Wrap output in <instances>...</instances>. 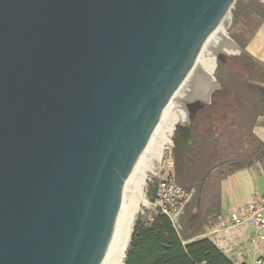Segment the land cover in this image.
<instances>
[{"label": "water", "instance_id": "obj_1", "mask_svg": "<svg viewBox=\"0 0 264 264\" xmlns=\"http://www.w3.org/2000/svg\"><path fill=\"white\" fill-rule=\"evenodd\" d=\"M234 2L0 0V264H101L131 172Z\"/></svg>", "mask_w": 264, "mask_h": 264}, {"label": "crops", "instance_id": "obj_2", "mask_svg": "<svg viewBox=\"0 0 264 264\" xmlns=\"http://www.w3.org/2000/svg\"><path fill=\"white\" fill-rule=\"evenodd\" d=\"M238 147L228 146L221 161L212 166L192 190L193 198L179 220L187 228L190 242L206 238L233 264H249L264 256V241L254 239L250 227L223 230L221 223L264 198V114L250 127ZM189 145L191 140L188 141ZM196 140L194 138V144ZM194 203L193 207L191 205ZM185 214V215H184ZM220 224V226H219Z\"/></svg>", "mask_w": 264, "mask_h": 264}, {"label": "rangeland", "instance_id": "obj_3", "mask_svg": "<svg viewBox=\"0 0 264 264\" xmlns=\"http://www.w3.org/2000/svg\"><path fill=\"white\" fill-rule=\"evenodd\" d=\"M229 15V23L224 24L226 36L230 39L237 47L242 46L246 48L252 55L256 56L258 59H264V0H235V2L230 7L228 13ZM205 51H209L208 47H204ZM203 48V49H204ZM221 52V51H217ZM216 53V52H215ZM215 53L213 54V60L215 62V70L213 72V77L216 81H218V77H226L228 80H231V83L235 86L238 84L239 80L237 78H233L231 71H228L226 68H223L219 65L217 59L215 58ZM228 53V52H227ZM230 58H237L244 60L241 51L238 55L230 56ZM194 70V69H193ZM248 72L252 75L251 80L244 84V89L252 90L257 93V97L253 94L248 93L252 97V100L248 99L251 103L246 106V110L244 111L246 120L239 121L235 117V112L233 109L231 111L225 112L227 115L225 122L219 121V116L225 117L224 114L220 113L215 118H213V125L209 128V133L206 132V129L199 130L197 139L199 136L206 135L207 143H204L203 146H207L205 152H203L198 159V166L196 173L194 175V170L188 164L186 166L187 169L191 168V173L186 171L183 172L182 175L179 173H175V180L178 185L187 189L189 191L194 190V186L200 182L201 177L217 162L221 161L224 152L227 150L228 146L238 147L239 141L245 138L246 134L248 136V131L250 127L254 124L251 120V117L255 116L256 113L262 112L264 114V71L262 69L256 70L254 68H248ZM193 72V71H192ZM191 72V74H192ZM190 74V75H191ZM205 79L203 76L197 75L194 77L188 78L185 88H190L195 91V95L186 99L185 101H181L182 106L184 104L185 115L184 119L178 120L174 124V129L172 133L168 136L170 140L169 144L164 146V150L162 151L161 158L159 160H155L152 162L150 166V170L147 173V181L144 186V195L147 201L145 206H142L140 211L137 212L134 216L133 222L137 215L142 214L143 211L151 212L153 209L150 205V201L148 199L147 192V183L151 180L156 179L157 170L159 167V163L163 158L170 159V169L172 170V145H173V135L176 130V126L178 125H186L188 121V112L186 106L188 103H192L194 101H199L202 103H209L212 101L214 94H210L207 101H204L206 86H204ZM183 90V89H182ZM201 92V93H200ZM248 98V97H246ZM231 97H228L229 101ZM247 100V99H246ZM179 102L178 100H171L170 103ZM255 106L256 108H253ZM173 106H171L169 112L165 113L163 117V121L171 115ZM250 112V114H249ZM180 121V122H179ZM161 126V125H160ZM204 132V133H203ZM155 135V134H154ZM153 135V137H154ZM152 137V138H153ZM196 183V184H194ZM197 186V185H196ZM191 208L194 203L190 204ZM185 215V214H184ZM185 218V217H184ZM181 218V220H184ZM132 222V226H133Z\"/></svg>", "mask_w": 264, "mask_h": 264}, {"label": "bare ground", "instance_id": "obj_4", "mask_svg": "<svg viewBox=\"0 0 264 264\" xmlns=\"http://www.w3.org/2000/svg\"><path fill=\"white\" fill-rule=\"evenodd\" d=\"M225 23H229L228 14L224 17L216 31L210 36L204 45V47H208L209 51H205V48L203 47L204 49H202L199 55L194 70H192V74L188 76V78H192L197 75L203 76V78L206 80V84L204 85L206 88H209L213 83V54L216 52V58L218 55L233 51L232 43L226 36L224 28ZM217 51H221L223 53ZM188 78L183 82V84L173 96L172 100H178L179 102L170 103L166 112H169L171 106H173L172 110L174 111H172L171 115H169L164 120V122H162L163 120L160 122L156 128L154 137L146 146L134 170L131 172L128 178L120 201L110 247L101 264L124 263L127 247L130 241L134 216L140 211L142 206L147 204L144 195V186L147 181V173L150 170L152 162L161 158L164 146L170 143L168 136L172 133L174 124L178 120L184 119L185 109L184 104L182 106L181 101H185L186 99L195 95V91L193 89L184 87Z\"/></svg>", "mask_w": 264, "mask_h": 264}, {"label": "flooded vegetation", "instance_id": "obj_5", "mask_svg": "<svg viewBox=\"0 0 264 264\" xmlns=\"http://www.w3.org/2000/svg\"><path fill=\"white\" fill-rule=\"evenodd\" d=\"M231 43L233 51L230 53L221 52L223 54L220 59H217V61L221 67L231 71L234 76L233 78H237V81L239 80V82L234 86L231 83V80H228L225 76L218 77V81H216L213 77V72L215 70L214 62V69L212 71L213 83L209 88H206V99H203L204 101H207L209 95L214 94L212 101L209 103H202L199 101L188 103L186 106L188 121L186 125H179L174 132L172 145L173 158L171 159L174 177L175 173H179V175H182V173L186 171L191 173V168H193L195 175L197 170L195 168L198 166V159H200L201 154L207 149V146L203 145L208 142L206 135L199 136V139H197L200 129H206V132L209 133V128L213 125V118L222 113L225 117L219 116V121L221 120L222 122H225L227 117L225 112L231 111V109L234 110L237 120H246V112L244 113L246 106L253 104L249 101L250 99L252 100V97L248 95V93L251 92L253 96L255 95L257 97L255 91L244 89V84L246 85V82L250 81L252 77L247 70L248 68H254L256 70L262 69L264 71V59L260 60L246 50V48H243L242 46L237 47L232 41ZM240 51L244 60L230 58V56L238 55ZM228 97H231V100L227 101ZM253 108L256 107L253 106ZM260 113L261 112L256 113L255 116L251 117L253 123L257 121V116ZM188 137L191 138L190 145ZM194 138L196 140L195 144ZM187 164L191 167L190 169L186 168Z\"/></svg>", "mask_w": 264, "mask_h": 264}, {"label": "trees", "instance_id": "obj_6", "mask_svg": "<svg viewBox=\"0 0 264 264\" xmlns=\"http://www.w3.org/2000/svg\"><path fill=\"white\" fill-rule=\"evenodd\" d=\"M157 185L156 179L147 183L150 203L156 199ZM190 227L182 220L175 226L160 211H143L133 222L123 264H233L208 239L190 242Z\"/></svg>", "mask_w": 264, "mask_h": 264}, {"label": "built area", "instance_id": "obj_7", "mask_svg": "<svg viewBox=\"0 0 264 264\" xmlns=\"http://www.w3.org/2000/svg\"><path fill=\"white\" fill-rule=\"evenodd\" d=\"M156 199L150 203L154 211L165 214L178 227L179 217L185 206L192 200L193 193L177 184L170 169V159L163 158L157 170ZM250 226L254 239L264 241V198L250 203L241 213L231 215L221 224L223 230ZM249 264H264V256L255 257Z\"/></svg>", "mask_w": 264, "mask_h": 264}]
</instances>
